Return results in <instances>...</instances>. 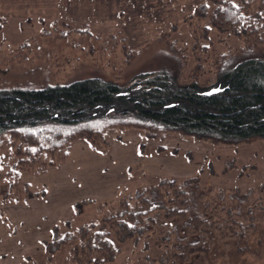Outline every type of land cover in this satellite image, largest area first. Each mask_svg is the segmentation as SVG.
<instances>
[{"label":"rangeland","instance_id":"374dc122","mask_svg":"<svg viewBox=\"0 0 264 264\" xmlns=\"http://www.w3.org/2000/svg\"><path fill=\"white\" fill-rule=\"evenodd\" d=\"M201 1L207 0H41L38 6L42 7L36 9L21 8L20 3L9 6L0 3V88L39 87L91 76L125 85L138 72L178 66H182L183 75H190L194 73L195 57L203 56L204 47L207 59L204 58L205 73L201 79L213 74L214 56L219 59L224 53L226 58L221 57L218 64L226 62L229 67L247 57H264L261 45L233 52L243 47L242 37L220 38L214 29L208 37L200 39L201 52H197L190 32L198 21L190 19V14ZM213 3L208 1L210 6ZM172 41L178 50L171 48ZM107 136L109 143L104 151L85 147L82 142L86 140L76 139L66 145L69 153L59 167L44 172L25 171L19 177L9 176L17 158L12 148L0 143V264H48V253L36 239L48 238L50 226L56 224L61 234L75 230L81 223L108 211L109 205L120 197L133 198L138 186L156 183L164 176L180 181L193 179L194 184H189L187 191L190 207L200 218L205 207L210 214L212 209H219L222 200L217 204L211 201L218 195L235 206L244 192L252 190L250 204L257 208L264 203V139L253 136L235 143L214 142L177 130L149 137L135 127L114 128ZM115 137L119 142L112 140ZM106 152H113L115 162H127L128 168L125 184L116 192L99 189V193L94 191L93 183L98 176L93 171L99 169ZM72 165L85 167L88 174L93 172L86 184L76 176H65ZM52 181L58 190L56 194L45 191L26 200V188L38 190L52 186ZM52 201H59V212L50 209ZM76 201H83L78 212L71 205ZM215 212L214 230L197 224L194 231L189 225L188 230L182 227L172 231L165 243L158 240L160 236H168L166 231L173 226L174 219H156V224H149L136 238L124 242L113 239L117 252L105 264H264L263 245L254 246L262 251V258L245 247L262 238L263 212L254 211L255 224L248 222L245 237L238 240L220 224L228 222V216L221 210L219 216ZM234 218L243 220L239 215ZM180 239L189 244L200 241L208 247L204 251L209 254L208 260L204 259L203 251L180 254ZM68 247L63 244L51 255V261L70 264Z\"/></svg>","mask_w":264,"mask_h":264},{"label":"trees","instance_id":"16d2710c","mask_svg":"<svg viewBox=\"0 0 264 264\" xmlns=\"http://www.w3.org/2000/svg\"><path fill=\"white\" fill-rule=\"evenodd\" d=\"M208 1L199 2L190 14L199 26L192 27L190 32L197 52H201L200 39L208 37L212 29L220 38L242 37L243 47L234 49L235 53L251 45H261L264 50V0H213L212 6ZM175 27L173 23L171 28ZM170 46L178 50L173 41ZM204 48V57H195L194 73L190 75H183L182 66H178L138 72L125 85L91 76L39 87L0 88V143L12 148L17 158L9 176L59 167L69 153L66 145L76 139L86 140L95 151H104L109 143L107 133L114 128L135 127L149 137L177 130L214 142L235 143L253 136L264 139V57H247L229 67L226 62L218 64L221 57L226 58L224 53L219 59L214 56L213 74L201 79L205 73L204 58L207 59ZM189 184H194L193 179L180 181L164 176L156 183L138 186L133 198L120 197L109 205L108 211L81 223L75 230L61 234L53 224L50 236L39 240L41 249L48 253V264H54L51 255L65 243L69 245L70 264H105L117 252L113 239L124 242L136 238L149 224H156V219H174L173 226L166 231L168 236H160L161 244L172 231L182 227L188 230L189 225L194 231L197 224L214 230L217 225L212 216L214 211L219 216L220 210L229 220L220 224L238 240L245 237L248 222L255 224L254 211L264 214V203L259 199V207L252 206V190H247L235 206L219 195L212 197L213 204L222 200L219 209H212L210 214L205 207L200 218L190 207ZM44 191V187L26 188V200ZM82 204L83 201L72 204L75 212L81 210ZM235 215L243 220H237ZM261 229L262 238L245 246L257 258H262V251L254 246L264 247V223ZM180 241V254L203 251L208 260L209 254L204 252L208 247L200 241Z\"/></svg>","mask_w":264,"mask_h":264},{"label":"crops","instance_id":"0c3cea01","mask_svg":"<svg viewBox=\"0 0 264 264\" xmlns=\"http://www.w3.org/2000/svg\"><path fill=\"white\" fill-rule=\"evenodd\" d=\"M12 1L13 0H0V3L4 4L5 6L6 5L9 6L10 4L15 5V4L20 3V7L26 8V9H30V8L36 9V8L42 7V6H38V4L41 0H23L24 1L23 4H22V2H15V1L12 2ZM55 2H57V0H55ZM17 7H19V6H17ZM55 7L58 9V5H55ZM21 8H16V9H21ZM120 8L121 7H119V9ZM16 9H14V10H16ZM58 11H59V9H58ZM112 140L119 142L117 137L113 138ZM86 142L84 141L82 143L84 144L85 147H87V146L89 147V145H87L88 143H86ZM111 153H113V152H109V153L106 152L105 155L100 159L99 169L97 168L98 170H94L93 171L94 173L89 172V174L93 173V174L98 176L97 180L93 183V186L95 187L94 191H97L99 193L101 192L99 189L112 190V191L116 192V190L122 184H125L126 170L128 168V164H127V162H122V161L121 162L120 161L115 162L114 160H112L113 157H112ZM84 168L85 167L82 168L80 166H77V168H76L74 165H72L69 171L65 170L67 173V175H65V176H67V178H70L71 176H76V177L80 178V180L82 181L81 183L86 184V182H88L89 174H88V172L85 171ZM69 175H70V177H68ZM54 183H55V181H52V186L46 185V187H44V188H46L45 191L47 192V194H49L51 191H52V194H56V192L58 191L57 188L54 189V187H53ZM71 183H74V181L71 180ZM47 189H49V190H47ZM52 200H55V199H52ZM52 202L53 203H52V206L50 209L51 210L53 209V211H56L55 213L59 212L58 211L59 210V207H58L59 201H52ZM51 210H50V213L47 214V216L49 214H51ZM50 228H51V226L49 227V229ZM17 239H18V237L15 240H17ZM36 241L39 242L38 238L36 239ZM19 246H21V245H19ZM25 250L27 251V248ZM26 251H25V253H27Z\"/></svg>","mask_w":264,"mask_h":264}]
</instances>
